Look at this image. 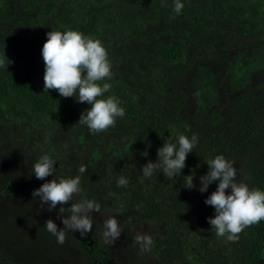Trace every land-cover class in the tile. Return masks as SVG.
Wrapping results in <instances>:
<instances>
[{"label":"trees","instance_id":"obj_1","mask_svg":"<svg viewBox=\"0 0 264 264\" xmlns=\"http://www.w3.org/2000/svg\"><path fill=\"white\" fill-rule=\"evenodd\" d=\"M181 2L177 15L174 0H0V56L11 61L0 67V264H264V221L235 242L218 237L208 223L215 209L204 202L218 181L198 190L218 154L235 162L238 181L264 190V0ZM119 21L130 36L112 30L100 40L112 61L105 96H117L125 116L91 134L77 123L91 105L44 91L41 52L51 30L66 26L99 39ZM180 133L199 137L181 175L169 180L157 169L143 177L142 166ZM32 151L56 161L57 178L86 165L73 202L101 205L86 236L68 231L59 244L44 228L48 219L64 227L61 205L49 212L33 198L54 177L29 178L23 167ZM120 176L126 187L118 186ZM112 216L127 230L153 226L151 250L133 234L106 245L103 225Z\"/></svg>","mask_w":264,"mask_h":264},{"label":"clouds","instance_id":"obj_2","mask_svg":"<svg viewBox=\"0 0 264 264\" xmlns=\"http://www.w3.org/2000/svg\"><path fill=\"white\" fill-rule=\"evenodd\" d=\"M184 8L181 0H174V11L179 15ZM47 40L42 48L44 61V91L56 90L64 98L75 97L80 103L91 105L84 110L77 122L86 125L91 134L107 131L115 127L117 118L125 116L122 101L115 95L105 96L112 88L111 83L104 82L112 76V61L107 49L100 39L85 35L77 30H51L47 32ZM5 56H0V67L5 66ZM58 109V108H57ZM75 126V125H74ZM199 137L195 134L189 138L183 133L178 134L177 141L166 140L157 150L158 159L148 161L142 166V175L151 177L155 170L162 169L164 176L171 180L180 176L186 166V158L198 144ZM148 156V152L141 153ZM56 161L47 153L41 155L33 164L32 172L39 180L53 176L56 173ZM208 172L201 176L199 191L204 193L210 184L218 181L215 191L204 201L215 209V216L208 218V223L215 230L218 237L235 242L239 234L246 228L264 221V190L252 188L247 183L237 180L235 162L225 155L218 154L206 163ZM87 171L86 165H80L74 177H56L43 183L32 193L33 198H39L40 206L48 205L51 212L59 208V216L64 225L57 227L52 219L46 221L45 229L57 238V243L63 244L67 232H79L81 237L92 231L93 213L100 212L101 205L94 199H82L73 202L75 196L82 192L80 187L81 175ZM185 188L196 187L193 183L194 175L184 178ZM118 186L126 187L128 180L120 176ZM231 189L230 194L226 190ZM71 201V207L63 205ZM65 212L70 215H64ZM102 238L106 245H114L122 233L120 223L114 216L104 221ZM135 240L142 246L143 251H150L153 245L151 235L137 233ZM189 259H192L189 257Z\"/></svg>","mask_w":264,"mask_h":264},{"label":"rangeland","instance_id":"obj_3","mask_svg":"<svg viewBox=\"0 0 264 264\" xmlns=\"http://www.w3.org/2000/svg\"><path fill=\"white\" fill-rule=\"evenodd\" d=\"M120 22L121 21H119L118 24L115 27H113L111 25H107V26L105 25L103 27L100 35H99L100 38L99 37L98 38L101 39V40H105L106 39V41H108L109 39H111L110 37L112 36V32H113L112 30H115L116 32H118L119 35L130 36V34H129V31L130 30L128 29V27L126 25H124L122 22L121 23ZM118 26H121L122 29H120ZM62 28H63V31L70 30L69 27H66V26H63ZM0 48H2V47H0ZM15 102H17V101L15 100ZM7 104H8V101L6 100V101H4L3 106H6ZM12 123L13 122H10V124L7 123L6 125L8 126V125H11ZM25 131H26V129H25ZM39 132H40L39 130H36V132L35 131H32V134H31L33 136V141H32L33 142V147H34V149L36 151H37L36 145H40L39 137L36 136V134H38ZM28 146H30V145H28ZM29 155L31 157H33V158H30L28 161H26L25 164H24V167H23V170H24L25 173H27V175H30L31 174L33 164L39 159V158H37V155L38 154H36L34 151L29 152ZM53 177H54V175L51 176V177L50 176L49 177H46V179H52ZM121 229H122L121 235L133 234L135 237H136V234L137 233H147V234L151 235L153 233V231H154L153 226L145 225V224L138 225V226H136V227H134V228H132L130 230H127V228H121ZM124 229L127 230L126 231V234H124L125 233V230ZM152 261H154V263L157 264V262H156L155 259L152 258Z\"/></svg>","mask_w":264,"mask_h":264}]
</instances>
